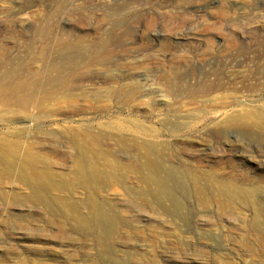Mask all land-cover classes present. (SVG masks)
<instances>
[{
	"label": "rangeland",
	"instance_id": "obj_1",
	"mask_svg": "<svg viewBox=\"0 0 264 264\" xmlns=\"http://www.w3.org/2000/svg\"><path fill=\"white\" fill-rule=\"evenodd\" d=\"M125 2L129 8L122 9ZM54 38L79 52L105 42L107 65L81 71L92 81L72 92L69 109L58 97L49 108L61 110L49 118L36 110L10 117L0 107L1 148L13 150L17 141L23 148L52 146L54 160L50 152L41 156L67 180L68 128L154 141L162 174L174 176L172 197L138 181L93 191L70 183L46 194L44 205L9 180L0 184V264H264V136L248 130L250 122L241 129L225 123L264 108V0H0V73L11 61L36 71L48 61L42 46ZM167 80L191 89L196 100L168 92ZM108 90L150 95L127 103L102 98ZM105 144L123 161L136 153ZM217 183L251 196L242 204L227 205L224 197L202 204L203 194L217 195ZM56 196L88 218L93 197L114 225L80 228L51 211ZM257 221L260 229L253 230Z\"/></svg>",
	"mask_w": 264,
	"mask_h": 264
},
{
	"label": "bare ground",
	"instance_id": "obj_2",
	"mask_svg": "<svg viewBox=\"0 0 264 264\" xmlns=\"http://www.w3.org/2000/svg\"><path fill=\"white\" fill-rule=\"evenodd\" d=\"M128 6L129 4L125 2L121 8L126 9L129 8ZM124 19H128V17L126 18L125 15ZM52 41V44L44 43L42 46L44 56L48 61L46 60L47 63L44 62L36 71L11 61L7 65L5 64L8 68L0 73V107L8 108L10 117L18 115L25 119V116L29 117L31 110H36L38 118H49L55 115L58 110H61L59 109L60 106L58 108L56 106L52 110L49 108L53 103L61 102L58 97L64 98L67 109H69L74 104L72 92L78 89L80 83L92 81V77L88 76L87 72L81 71L87 69L86 67L91 63H104V66L107 65V55L102 47L105 42L97 44L95 47H88L84 52H79L72 42L56 38L52 39ZM44 67L46 70H43ZM165 82L167 83L168 92L171 94L174 92L180 94L179 91L182 92L181 94H185L184 96L190 101V104L196 100V95L193 94L191 89L185 88L184 92L178 88V82H172L171 80ZM136 83L133 84L134 87L135 85L138 86V83ZM175 84L176 86H174ZM246 85L248 84L246 83ZM215 86L217 85L215 84ZM107 92L102 95L103 97L98 96L97 99L107 96L109 99L119 98L127 103H140L139 99L150 95L142 94L135 97L133 92L130 91L121 94L117 90L110 92L108 90ZM247 122L250 123L247 124ZM225 123L234 129H241L247 124L248 130L256 129L259 136H264V108H259L252 113L240 114L238 117L229 116ZM23 131H19V135H22ZM68 131L70 132L68 148L71 149L69 150L70 152L63 153V155L68 157L71 153L69 157L72 162V169L70 170L72 176H69L67 180L65 175L52 171L51 162L49 163L46 158L41 156V152H50L54 156L51 161L54 160L57 150H52V146L48 147L49 150L39 145H29V147L23 148L19 143L20 141H17L14 143L13 150H5L0 146V184L10 183L8 182L9 180L16 181L15 189L20 186L29 188L30 198H32L30 201L34 200L44 205L47 203L45 201L46 194L52 191L61 192L67 190L70 183L77 184L86 190L92 189L93 191L95 186L103 187L113 183L128 184L129 181H138L139 183L157 185L158 189L156 190H158L157 193L159 195L172 197L170 196L172 194L169 190V182H171L170 178L172 179L174 176L162 174L165 171V167L160 162V156H158L156 149L157 144L154 141L138 143L135 139L123 137L120 135L121 133L109 135L108 131L90 132L87 129H83L77 132L74 128H68ZM107 140L114 142L116 146L120 145V148L129 147L132 150L136 149V153L124 161L120 160L116 156L109 154V149L106 148L105 144ZM6 144L7 142H3V145L6 146ZM110 145L113 147V144ZM195 180L191 178V181L194 182L192 184L200 195L201 192L196 187ZM216 191V196H214L215 194H203V196H200V202L208 205L218 200V197H224L226 199L224 203L227 205H231L233 203L232 200L242 204L251 196V193L245 189L236 187L232 190L223 183H217ZM21 197V202L25 204V196ZM13 201L16 200L13 199L10 203H14ZM88 202L89 218L81 214L79 208L74 203L69 202L68 199L65 200L56 196V198H52L49 201V204L52 212H57L63 217L72 219L80 228L89 230L92 226L97 225L101 231L106 230V228L109 230L111 224H113L111 216L109 217L106 214L107 212L103 211L93 197L88 198ZM164 212L168 214L172 213L173 210L168 209L164 210ZM114 219L113 221H115ZM259 229L260 226L257 221L253 226V230ZM112 230L111 233L113 232Z\"/></svg>",
	"mask_w": 264,
	"mask_h": 264
}]
</instances>
